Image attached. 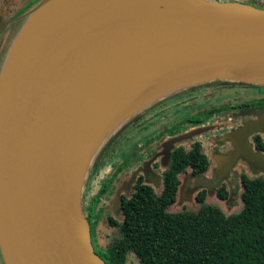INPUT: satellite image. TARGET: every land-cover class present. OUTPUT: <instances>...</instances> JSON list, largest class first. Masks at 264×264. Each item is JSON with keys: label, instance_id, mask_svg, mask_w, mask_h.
<instances>
[{"label": "water", "instance_id": "95a60500", "mask_svg": "<svg viewBox=\"0 0 264 264\" xmlns=\"http://www.w3.org/2000/svg\"><path fill=\"white\" fill-rule=\"evenodd\" d=\"M17 33L0 72L4 264H106L90 243L82 190L111 133L189 85L264 86V8L253 0H41ZM258 114L244 107L231 115L256 119L220 136L232 149L213 158L216 180L236 175L237 159L264 174V154L248 142L264 130ZM212 128L160 140L161 166ZM149 163L113 180V211ZM151 176L144 180L155 184Z\"/></svg>", "mask_w": 264, "mask_h": 264}, {"label": "trees", "instance_id": "16d2710c", "mask_svg": "<svg viewBox=\"0 0 264 264\" xmlns=\"http://www.w3.org/2000/svg\"><path fill=\"white\" fill-rule=\"evenodd\" d=\"M261 6V3L258 4V7L264 8ZM230 85L237 84L230 83ZM189 94L191 93L187 95ZM188 103L179 96L170 106H165V115L171 126V136L194 127L209 125V121L204 117L197 121L191 120L190 117L194 114L208 116L223 112L222 110L228 111V107H210L201 110L195 108V112L188 111L186 115L180 117V112L182 111L183 114V111L188 109ZM171 111H176V114L172 115ZM131 125L132 123L128 124L127 129ZM176 129L180 131L176 132ZM108 142L94 158L89 169L90 174L97 172L108 162L111 163L114 150L112 144L106 150L110 144ZM254 142L256 148L264 152V142L258 137H255ZM186 143H189L188 149L184 148V144H180L170 152L166 168L162 173V190L159 195H155L149 186L141 184L140 179L135 182L129 197L121 195L118 209L121 221L116 222L110 217L106 219L108 226L117 229V237L104 250L96 246L93 248V252L106 264H125L127 254H132L137 264H264L262 179L239 176L241 185L239 198L242 207L235 214L224 215L217 207L204 204V191H200L195 196L199 204L196 211L176 213L166 211L175 199L176 187L179 184L177 174L189 169L192 176L201 175L208 166L199 142ZM126 155L127 153L120 154V159H124ZM124 167L125 162L117 167V172ZM113 178L114 175L106 182L111 183ZM103 183L97 190L100 194L104 192ZM215 195L219 200L226 199L225 187L223 185L218 187ZM97 202L95 197L91 198L86 211L82 206L93 238L95 215L98 213L95 208Z\"/></svg>", "mask_w": 264, "mask_h": 264}, {"label": "rangeland", "instance_id": "374dc122", "mask_svg": "<svg viewBox=\"0 0 264 264\" xmlns=\"http://www.w3.org/2000/svg\"><path fill=\"white\" fill-rule=\"evenodd\" d=\"M40 1L41 0H33V2L29 6H27V9L25 11L28 12L31 8L34 7V5H36ZM217 1H223V0H217ZM253 4L255 6H258V4H256L255 2H253ZM261 7H264V6H261ZM23 22H24V18L21 21V23L19 24L17 32L20 31V28H21ZM17 32H16V34H18ZM15 35L11 38H8L9 40L7 42V47L4 50V54L1 56L0 72H1L2 66L6 60V56H7V53L9 51L8 49H9ZM254 87H255V89L250 88L249 86L242 87L239 85L232 87V85H230V83H225V82L218 81V80H208V81H205L202 83L189 85L187 87H184L182 89H178L176 91H173V92H170L167 94H163V95L159 96L155 101H152V103L147 105L146 109H148L150 107H154L156 105H162L163 106L165 101L168 102L167 105H170L172 102L175 101V99H177V97L180 96V97H182V100L189 102L187 104V106H189L188 109L184 110L183 114L181 113L182 111L179 114V116L182 117V115H186L188 111H195L194 110L195 108L201 110V109H205V108H208L210 106H213V105L219 106V105H224V104L249 102L253 99L251 96L252 94L257 93V92L258 93H264V86L262 87V86L254 85ZM188 93H191V94L187 95ZM254 96H255V94H254ZM262 96L264 97V95H262ZM178 100H179V98H178ZM191 105H192V107H191ZM146 109L138 111L136 114H134L130 118H128L124 123L120 124L119 127L111 133L110 137L106 140L105 144L109 141V139L111 137H114L115 141L117 140L114 144L118 143V138L115 139V136L118 134V132L123 131L122 134L125 136L130 134L131 130H130V128L127 129V125L130 123H137L136 122L137 120H135V119L138 116L140 117V115ZM176 111L178 112V108L176 109ZM176 111H171L172 115H175ZM221 114H222V112L219 115H221ZM204 115L205 114H203V115L194 114L190 117V119L197 121V120L203 119V117H204L205 120L209 121V124H214V125L217 124V120H216L214 114L208 115V116H204ZM164 121H165V130H164V128H161V135L165 134V138L167 139L169 137H172L170 135L171 126L169 125L170 122L168 121L167 117L163 118L162 122H164ZM138 126H139V124H138ZM156 129H158V127L154 128L152 130L153 132L150 134L154 135V133H155V136L158 135L159 131L156 132ZM178 129H180V128H178ZM178 129H176L177 130L176 132L180 131ZM182 132H183V130H182ZM206 133H204V134H206ZM145 135H146L145 131L139 130L136 134V137H135L136 143L138 141H142L143 137L145 138ZM155 136H153V137H155ZM261 139L264 141V138H261ZM135 140H134V142H135ZM192 141L193 142L194 141L199 142L201 144V147H202L201 148L202 152L205 155L208 154L209 151L207 150V147L205 146L206 135H199L198 137L192 139ZM216 141H218V139H216ZM144 142H145V139H144ZM130 144H132V143H127L124 140V141L120 142L119 144H117L116 147H113V150L115 152H113L111 155V157L113 158V159L111 158V163L108 162L107 165L103 166L102 168L97 170V172H95L93 174H90L88 172L86 175V178H85L83 195H82V206H84L86 209L90 203L91 198H94V197L98 201L96 203V207H95L96 210H98V213L95 215L96 222L94 225V238L91 237V242H92V245L94 247L96 246V248L101 249V250H104L110 244V242L114 238L117 237V229L115 227L108 226L106 219L108 217H110L111 219L115 220L116 222L121 221V216H120L119 212H115L112 210V207L110 206L111 199H109V197H108V192L110 190L112 191V189L110 187L113 183L112 182L107 183L105 181H106L108 175H110L111 171L114 169V165L116 163H118V160L120 157L118 158L117 156H120V154H122V153H127L131 148ZM182 144H184L183 145L184 148H186V149L188 148L189 143L183 142ZM138 153H139V149L135 148V155L132 158V162H134V164H136L138 161L137 160L138 155H139ZM123 162H125L126 168L130 167L128 164L127 156L123 159V161L121 163H119V165H121ZM212 168H213L212 163H208V167H207V170L205 171V173L202 175H199V176H191L189 174V172H190L189 169H186V171L184 173L178 175V180L180 183H185V185L189 186V187L191 185L199 186L198 188H200V189H197L196 192L201 190V189L205 192V198L203 201L204 204H209V205H213V206L217 207L224 215L235 214L242 207V204H241V201L239 198V194L241 192L239 175H244L247 178H260L264 182V174L257 173L256 171H254L251 168H246L244 166L237 165V166H235V169H234V172H236L237 175L236 176H230L227 179V181H225V183H224L226 185L228 192H230V194H231L229 200H227V199L219 200L215 197V190L219 187V185L221 183L218 180H215V178L213 176ZM113 175L117 177V172H114ZM103 182H105V183H103ZM102 183L105 185V186H103L104 192L102 194H100L97 190L99 189V187L101 186ZM113 188H115V185L113 186ZM91 191H92V194H90ZM196 192H194L186 200H184V197L181 196V199H178V201L175 200V202L173 204H171L169 207L166 208V211L170 212V213H176V212H180V211H188V212L196 211V209L199 207V204L196 201H194V196H195ZM129 194H130V192L128 194H126V196L128 197ZM125 264H137V260L132 254H127Z\"/></svg>", "mask_w": 264, "mask_h": 264}, {"label": "flooded vegetation", "instance_id": "af4514ba", "mask_svg": "<svg viewBox=\"0 0 264 264\" xmlns=\"http://www.w3.org/2000/svg\"><path fill=\"white\" fill-rule=\"evenodd\" d=\"M32 2H33V0H0V24L3 25V27L0 31V61H1V56L4 54V50L7 47V42L9 40L8 38H11L16 34L19 24L21 23L23 18H25V14L27 13V11H25V10L27 9V6H29ZM253 2H255V1L253 0ZM256 3H258L259 5L261 3V5L264 6V0L257 1ZM225 83H229V82H225ZM233 84H237V85L242 86V87H245L247 85V84L241 85L239 83H233ZM237 85H232V87L237 86ZM249 87L254 88V87H252V85ZM254 94H255V96H254ZM254 94L251 95L253 99L249 102L224 104V105H219V106H215V105L210 106V107H223V108L228 107V111L222 110L223 112L221 115H219L221 112L214 114V116L217 120L216 125H214V124L207 125V126L213 127L210 131H207V133H206V144H205V146L207 147V150L209 151L207 155H205L202 152V149H201L202 147H201V144L199 143L200 144V150L205 155L207 162L212 163V165H213L212 172L214 169L213 158L219 154L220 155H226L232 149L228 141H220L219 140L220 136L226 132L235 130L239 127H242L246 121H253L256 119L255 117H251V116H244V117L240 118V117H231V115L233 113H237L238 110H240L244 107H253V108H256L259 110V114H258L259 118H264V97L262 96V95H264V93H258L257 92ZM167 104H168V102L165 101L163 106L162 105H156L154 107H150V108L146 109L140 115V117L138 116L135 119V120H137L136 121L137 123H132V125L130 127L131 131L129 130L130 134L125 136L122 134L123 131L118 132V134L115 136V139L118 138V143L114 144L117 141V140L116 141L114 140V137H111L113 139V141H111V143H110V141L108 142L110 144H108L109 146L106 148V150L110 147L111 144H112V149H113V147H116L117 144H119L120 142H122L124 140H125V142L132 143V144H130L131 148L127 152V155H126L127 159H128V164L130 167H127V168L124 167L119 172H117V167H118L119 163H121L123 161V159H120L119 158L120 156H118V158H119L118 163H116L114 169L111 171L110 175H108L106 181L111 176H113L114 172H117V177H118V175L121 173V171L130 172V171L134 170L136 167L141 166V164L143 162H146V161L148 162L150 160V163L148 164L149 172H146L145 174L139 173L137 175L135 181L133 182V184L128 189V191L126 193H123L122 196L127 197L126 194H128L129 192H130V194L132 193L133 186L138 179H140L141 184H145V185L149 186L155 195H159L161 190H162V173L165 170L166 166H161V164H160V157L157 156V153L159 152V149L157 147L158 146L157 143L162 139L163 140L166 139L165 134L161 135V128H164V130H165V121L162 122V120H163V118H166V115H165L166 107H164V106H168ZM191 107H192V105H191ZM210 107H208V108H210ZM192 112H195V111H192ZM138 124H139V126H138ZM157 127H158V129H156V132L159 131V134L156 136H155V133H154V135L153 134L151 135L150 133L153 132L152 130L154 128H157ZM139 130L145 131L146 135H145V138L143 137L142 141H138L136 143L135 137H136V134ZM202 135H204V134H202ZM153 136H155V137H153ZM255 137H258L261 142H264L261 139V138H264V130L262 133L254 134L248 138V142L251 144L252 149L254 151H257V152L264 154L263 151L258 150L256 148V145L254 142ZM112 139H109V140H112ZM144 139H145V142H144ZM216 139H218V141H216ZM134 140H135V142H134ZM135 148L139 149V153H138L139 155L137 158L138 161L136 164H134V162H132V158L135 155ZM237 165H241V166H244L246 168L252 169V167L246 166L242 159H237L235 166H237ZM235 166L233 168V172H234ZM234 173L236 174V172H234ZM151 174L157 176V180L155 181L156 182L155 184L154 183L153 184L147 183L144 180V177H148V178L152 177ZM189 174H190V172H189ZM178 175L179 174H177V180H178ZM236 175H234V176H236ZM197 176H199V175H197ZM213 176H214V172H213ZM230 176H233V175H231V173H230L229 177ZM115 178H116V176H114L113 180ZM214 178H215V176H214ZM178 182H179V180H178ZM219 182L221 183L219 185V187L221 185H223L225 187V190L227 191L226 199L229 200L231 194H230V192H228L226 185L224 184L225 182H221V181H219ZM112 183H113V181H112ZM198 187L199 186H194V185H191L189 187V186H186L185 183L179 182V184H177V187H176L174 202H175V200L178 201V199H181V196H183L184 200H186L194 192H196L197 189H200ZM200 191H203V190L201 189V190L197 191L195 196ZM130 194L128 195V197L130 196ZM195 196H194V201H196ZM215 197H216V195H215ZM204 198H205V195H204ZM203 201H204V199H203ZM83 209L85 210L84 206H83ZM118 211L119 210H117L115 212H118ZM89 234H90V232H89ZM90 243L92 245L91 235H90ZM92 248H94L93 245H92ZM0 264H4L2 257H1V254H0Z\"/></svg>", "mask_w": 264, "mask_h": 264}, {"label": "crops", "instance_id": "0c3cea01", "mask_svg": "<svg viewBox=\"0 0 264 264\" xmlns=\"http://www.w3.org/2000/svg\"><path fill=\"white\" fill-rule=\"evenodd\" d=\"M127 172H123V171H121V173L118 175V177L123 181V180H125L126 179V177H124V175L126 174ZM113 186L115 185V188H116V186H117V183L116 184H112ZM111 185V189H112V191L110 190L109 192H108V197H109V199H111L112 198V195H113V191H114V189L115 188H113V186ZM83 189H84V186H83ZM90 194H92V191L90 192ZM82 195H83V190H82Z\"/></svg>", "mask_w": 264, "mask_h": 264}, {"label": "bare ground", "instance_id": "6f19581e", "mask_svg": "<svg viewBox=\"0 0 264 264\" xmlns=\"http://www.w3.org/2000/svg\"><path fill=\"white\" fill-rule=\"evenodd\" d=\"M195 80H197V79H195ZM195 80H190V81H186V82H184L182 85H180V86H183V85H187V84H190V83H192V82H195ZM163 94V93H162ZM159 96V95H158ZM151 99H152V97H151ZM149 100H150V98H149ZM136 110V109H135Z\"/></svg>", "mask_w": 264, "mask_h": 264}]
</instances>
